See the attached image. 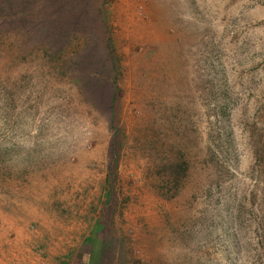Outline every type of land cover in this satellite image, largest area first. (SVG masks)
<instances>
[{
  "label": "rangeland",
  "instance_id": "obj_1",
  "mask_svg": "<svg viewBox=\"0 0 264 264\" xmlns=\"http://www.w3.org/2000/svg\"><path fill=\"white\" fill-rule=\"evenodd\" d=\"M50 2L0 0V264H264V0Z\"/></svg>",
  "mask_w": 264,
  "mask_h": 264
},
{
  "label": "trees",
  "instance_id": "obj_2",
  "mask_svg": "<svg viewBox=\"0 0 264 264\" xmlns=\"http://www.w3.org/2000/svg\"><path fill=\"white\" fill-rule=\"evenodd\" d=\"M46 3H51L50 0H44ZM49 8V7H48Z\"/></svg>",
  "mask_w": 264,
  "mask_h": 264
}]
</instances>
